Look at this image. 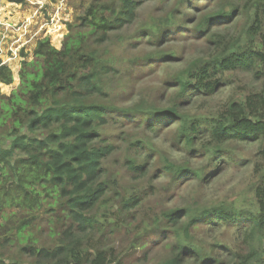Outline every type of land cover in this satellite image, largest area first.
I'll list each match as a JSON object with an SVG mask.
<instances>
[{
  "label": "trees",
  "instance_id": "1",
  "mask_svg": "<svg viewBox=\"0 0 264 264\" xmlns=\"http://www.w3.org/2000/svg\"><path fill=\"white\" fill-rule=\"evenodd\" d=\"M87 1L77 22L68 23L62 48L56 49L50 38L39 40L35 58L22 64L20 86L9 96L0 90V213L13 207L34 209L43 198L55 199L50 212L61 226L58 236L51 237L57 240L55 246L28 237L17 259L6 263L0 258V264H124L91 245V237L102 226L94 211L111 201L105 162L117 148L100 132L109 125L111 113L147 118L145 127L150 131L158 128L153 119L177 122L179 147H186L195 158L206 157L209 165H217V157L236 158L226 146L234 143L259 140L264 155V90L251 92L244 102L229 103L216 118L195 109L197 104L205 108L203 100L225 88L229 73H251L257 82L264 78V0H253L254 16H248L247 27L236 36L225 26L234 25L246 9L238 0H162L166 7L174 1L178 5L164 15L159 12L150 24L140 22L147 0ZM187 35L192 39L196 35L207 52L165 80L162 100L159 95L151 102L142 97L137 102L134 94L128 110L113 106L108 88L120 76L115 62L126 60L110 57L102 49L115 43L128 46L132 53L139 44L155 46L144 61L135 56L126 59L130 67L153 63L165 68L176 62L166 45ZM143 36L150 39L145 42ZM13 80L9 65L0 59V83L10 85ZM199 141L206 142L199 148ZM131 146L136 153L146 148L142 142ZM193 162L179 165L165 159L155 172L169 175L177 186L195 181L204 186L220 177L219 167L204 172ZM150 163L147 154L145 160L134 157L125 165L136 180H143L152 172ZM177 186L175 190L180 189ZM255 204L256 210L200 202L165 209L157 225L172 247L163 264H264V251L255 243L256 238L264 239V174L255 190ZM141 205L139 195L123 201L127 210ZM204 228L213 234L210 238L206 233L210 238L206 242L200 238ZM232 230L238 237L234 245L215 239L216 234ZM211 239L217 242L210 244ZM9 243L3 240L0 248Z\"/></svg>",
  "mask_w": 264,
  "mask_h": 264
},
{
  "label": "rangeland",
  "instance_id": "2",
  "mask_svg": "<svg viewBox=\"0 0 264 264\" xmlns=\"http://www.w3.org/2000/svg\"><path fill=\"white\" fill-rule=\"evenodd\" d=\"M238 1L246 9L241 12L234 25L231 27L225 26V31L233 36L245 30L248 24V16H254L253 0ZM23 2V5H27L26 17L17 24L4 21L2 24H11L12 26L11 28L6 26L7 31L17 30V27L29 19L31 27L28 35L23 37L22 32L18 33L19 39L24 42L46 23H50L51 18H56L62 30L57 33L55 29L49 30L45 27L40 32L39 40L50 38L51 44L58 50L62 48L63 41L69 33L68 23L77 22L88 5L87 0H24ZM231 2H235V0H231ZM164 3L162 0H147L140 22L150 24L159 12L164 15L178 5L176 1L168 7ZM200 4L201 2L198 1V5ZM184 11L190 12L187 8ZM191 12L193 13V11ZM183 19L184 14L181 20ZM48 30L53 35H47ZM175 34H179V32L176 31ZM171 37L170 35L169 38ZM3 38L4 36L1 35L0 59L3 63H7L3 58H8V62L10 58H17L18 60V65L9 66L13 73V83L10 85L0 83L2 94L9 96L20 86V71L23 62L32 61L35 58V49L39 40L33 48L29 46L27 51H21L22 48L15 51L13 44L16 41H14L10 48L16 53L14 56L10 51L5 52L4 46L1 48ZM178 38L171 39L169 44L166 45V48L169 46L171 51L175 53L174 60L176 62L168 64L165 68L159 67V65L156 66L153 63H142V66H139L141 64L139 63L137 67H130V63L126 59L135 56L136 60L144 61L146 54L156 51L155 46L139 44V49L132 50V53L128 52V46L119 47L115 43L107 45L108 49H102V52L104 53L106 50L110 57L126 60L124 63L115 62L117 69L120 71V76L113 78L114 80L108 88L115 108L128 110L131 104L134 103L132 99L134 94L138 96L137 102L141 97L151 102L159 95V100H162L163 95L167 93L165 80L183 69L188 61L207 52V48H204V44L197 39L196 35H194V39L191 35ZM143 39L146 42L150 38L143 36ZM15 44H19V40ZM11 63L7 64L10 65ZM262 90H264V78L261 82H257L251 73L232 72L228 75L225 88L212 99L203 100L207 103L205 108L199 109L200 105L197 104L195 109L202 115L216 118L229 103L244 102L251 92H261ZM173 97L174 94L171 98ZM158 106H164V104L160 103ZM147 120V118H127L119 113H111L109 125L100 128L103 138L114 145L117 151L105 162V166L109 171L108 182H111L109 185L111 201L106 206L102 204L94 211V214L99 216V225L102 226L91 237L93 238L91 245L97 246L96 250L98 251L108 252L111 258L116 257L122 260L124 264H163L167 259L172 242L168 243L167 237L160 233L162 229L157 225L165 209L181 208L200 202L206 206L226 204L246 210H256L255 190L260 183L261 176L264 174V155L260 153L263 143L259 140L226 145L236 158L222 159L217 157L220 161H217V165L213 166L214 163L207 164L206 157L195 158L186 147H179L178 143L181 139L177 122L160 123L157 119H153L158 128L156 131H150L145 127ZM138 142H142L146 148L136 153V148L131 145ZM203 143L199 141L198 147ZM148 147L150 148L147 149ZM147 154L151 158L152 172L145 179L136 180L134 175L128 171L125 163L134 157L145 160ZM165 159L179 165L194 161L193 167L201 171L204 170V172H208L211 166H213L212 168L219 167L220 177L218 179L215 177L213 181L204 186L199 185L197 181L190 182L186 186H177L169 175L165 173L157 175L155 172V169L160 167L161 162ZM182 180L186 181L187 178ZM184 181H181V183H184ZM175 186L180 189L175 190ZM40 191L43 194L42 188H40ZM135 195L141 196L142 205L136 210L124 209L123 201ZM56 202L55 199L43 198L41 204L34 209L13 207L1 212L0 232L3 235L0 237V243L2 244L5 239L10 240V243L7 247L0 248V258L6 263L13 262L20 256L21 247L27 242L28 237L35 238L39 241V244L55 246L57 240L51 237L56 238L58 236L61 226L54 218V214L50 212V208ZM28 226H30V229ZM21 227L24 228L19 233ZM206 233L209 234L208 230H206ZM206 233L204 228L201 231L202 237H200L201 239L204 238L203 242L213 237V234H209L210 238L205 237ZM212 239L210 244L221 241L232 246L238 240V237L232 230L227 235L226 231L216 234L215 239L217 241ZM255 243L261 246L263 252L264 239L256 238ZM200 246L204 247L206 245L202 243ZM253 264L258 263L254 262Z\"/></svg>",
  "mask_w": 264,
  "mask_h": 264
},
{
  "label": "crops",
  "instance_id": "3",
  "mask_svg": "<svg viewBox=\"0 0 264 264\" xmlns=\"http://www.w3.org/2000/svg\"><path fill=\"white\" fill-rule=\"evenodd\" d=\"M24 3H11V2H6L5 0H0V36L3 35L4 38L1 41V48L4 46V50L5 52H8L12 46V44L14 43V41L17 40L18 33L20 31L17 30H9L7 31L4 26H2V23L5 22H13L14 24H17L19 22L22 21V19H24L27 15V5H23ZM24 21V20H23ZM29 38V37H27ZM40 39V37L38 38H34L31 39L28 46L22 48L21 51L26 50L27 48H29V46L31 48H33L36 44L37 41ZM20 51V53H21ZM15 56V55H14ZM2 57V56H1ZM3 58V57H2ZM8 64L9 62H12L9 66L12 67L11 65H18V60L17 58H10L9 62H8V58H3Z\"/></svg>",
  "mask_w": 264,
  "mask_h": 264
},
{
  "label": "built area",
  "instance_id": "4",
  "mask_svg": "<svg viewBox=\"0 0 264 264\" xmlns=\"http://www.w3.org/2000/svg\"><path fill=\"white\" fill-rule=\"evenodd\" d=\"M2 26H5V29H6V30H7V28H11V27H12L11 24H8V25H4V24H2ZM6 26H8V27L6 28ZM30 27H31V23H30L29 19H27V20H26L25 22H23L19 27H17V31L22 32V36L25 37V36L28 35V32H29ZM45 27H47V29H49V30H50V29H55V31H56L57 33H59V32L62 30L60 24L57 22V19H56V18H51V22H50V23H46V25H44L39 31L35 32L32 36H30L29 39H26V41L23 42V41H22L21 39H19V37H18V39L16 40V42L19 40V44H15L16 42L13 44V48H15V51H16L17 49H21V48H24V47L28 46V44H29V42H30L31 39L38 38V36L40 37V36H41V35H40V32H41ZM49 30H48V31H49ZM47 35H53V34L49 31ZM62 38H63V35H62ZM11 52H12L14 55H16V53H15L13 50H11ZM4 64H7V63H4Z\"/></svg>",
  "mask_w": 264,
  "mask_h": 264
}]
</instances>
